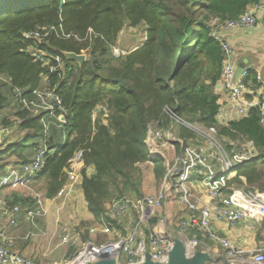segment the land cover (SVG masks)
<instances>
[{"label":"trees","instance_id":"trees-1","mask_svg":"<svg viewBox=\"0 0 264 264\" xmlns=\"http://www.w3.org/2000/svg\"><path fill=\"white\" fill-rule=\"evenodd\" d=\"M257 2L264 0H0V111L7 106L4 88L9 89L1 79L32 90L47 73L28 51L24 32L61 22L65 32L84 36L92 28L102 36L82 42L50 40L59 52L85 50L87 56L82 64L62 56L65 71L58 92L69 124L61 129L66 131L62 145L53 135L46 139L49 152L38 173L47 179L46 194L57 192L66 182L65 169L74 153L82 150L81 188L95 222L107 221L106 203L114 198L141 197L140 164L148 158V128L154 122L163 129L174 127L166 106L188 122L215 126L226 144L252 141L258 157L238 166L232 180L241 183L243 176L248 187L264 191V125L258 108L226 123L216 118L222 51L208 24L213 16L235 18ZM140 24L146 26L144 43L114 58L109 44L124 27ZM48 81L54 83L56 76L48 74ZM244 82L253 88L260 85L254 69L246 71ZM101 104L107 116L102 119L99 113L92 120L93 110ZM14 115L22 119L20 129L42 136L39 118L19 107ZM7 119L2 117V124H8ZM177 130L181 137L192 135L184 126ZM89 166L94 172L87 175ZM163 174L156 158L154 177L160 181Z\"/></svg>","mask_w":264,"mask_h":264},{"label":"built area","instance_id":"built-area-1","mask_svg":"<svg viewBox=\"0 0 264 264\" xmlns=\"http://www.w3.org/2000/svg\"><path fill=\"white\" fill-rule=\"evenodd\" d=\"M257 12H262L264 16V2L246 6L235 18L213 16L208 24L211 37L219 43L222 51L220 87L228 94L232 106L240 116H244L250 108H258L260 122L264 125V89L257 90L245 83L246 71L235 79L236 48L224 37L227 31L254 27ZM96 36L102 37L92 28H88L84 36L65 32L61 22L30 29L23 33V37L29 42L28 51L35 61L47 71L42 75V84L28 90L12 86L7 79H1L9 86L14 108L11 122L0 124V147L10 145L18 132L28 131L20 129L22 119L14 115L18 107L26 109L28 115L39 118L43 127L44 147L38 148L30 161L22 162L17 167H9L0 177V189L21 187L31 194L24 208L29 229L21 237L23 240L43 237L46 234L40 219L46 215L47 208L42 193L32 187L29 180L43 168L44 158L49 152L46 139L50 136L51 126L63 129L69 124L66 108L58 92V83L64 77L62 56L65 52L51 47L50 40L56 38L82 42L91 41ZM109 49L114 58L133 50L121 48L117 41L109 44ZM81 53L87 55L85 50ZM48 74L56 76L54 83H49ZM164 110L174 127L163 129L157 122L149 126L145 139L148 158L143 163L154 171L155 159L160 160L164 174L159 191L141 197L114 198L105 207L104 216L107 221L84 226H63L59 243L75 248L73 255L64 260L63 264H93L105 259L120 264L121 258L123 264H141L146 259L151 264H168L176 242L167 231L164 218L156 215L155 211L167 196L172 195H176L175 201L185 212L179 226L184 232L190 233L186 238L187 258H190L191 253L199 246V234L221 248L212 261L206 264H264V244L246 252L211 225L214 218L230 226L246 221L249 222L250 228L254 229L264 221V191L254 186L248 187L246 184L239 186L228 183L229 175L234 173L238 166L258 157L252 141H229L226 144L215 126H205L196 121L188 122L167 106ZM99 113L102 114V119L107 116V109L102 104L95 107L91 119L95 120ZM179 126L186 127L192 135L181 137L177 130ZM81 160L82 150H78L65 169L67 179L56 192V196H62L66 188L76 182L77 163ZM194 182L203 186L209 199L208 204L200 205L194 199V188L190 186V183ZM167 184H170L168 189ZM22 207L21 202H10L0 194V211L7 217L10 225L17 224ZM84 234L86 237H83ZM98 236H104V239H98ZM0 264H33L31 258L15 250V237L5 231H0Z\"/></svg>","mask_w":264,"mask_h":264},{"label":"crops","instance_id":"crops-1","mask_svg":"<svg viewBox=\"0 0 264 264\" xmlns=\"http://www.w3.org/2000/svg\"><path fill=\"white\" fill-rule=\"evenodd\" d=\"M256 17L257 21L254 27L250 29L241 28L230 30L224 33V37L232 42L236 48L237 64L246 60V64L250 67L249 69H254L256 71L257 79L260 83L256 89L262 90L264 89V16L262 12H257ZM144 39L145 35H143V37L138 35L135 36L132 49L140 47L144 43ZM247 84L250 85L249 83ZM217 87L219 89L218 103L220 104L216 117L218 122L226 123L228 120L239 118L240 115L232 106L228 94L222 90L220 84ZM5 89L10 93V89L7 87H5ZM0 124H2V122ZM64 133L66 134V131H62L61 128L58 129L51 126L50 135H53L54 139H57L59 145L65 142L61 143L59 141L60 136L62 134L63 136L65 135ZM23 137L26 139V136ZM23 137L17 136L10 145L0 147V165L3 164L0 168L1 175L5 174L9 167H17L20 163L30 161L34 157L37 149H35L34 145L31 149L26 148L28 145L23 142ZM23 144H25V148H22L21 145ZM20 146L22 152L19 151ZM82 166L83 160L77 163L76 182L70 188H66L62 196L59 197L56 196V192L51 195L46 194L48 186L45 176L36 174L30 178L29 184L42 193L47 208L46 215L40 219V224L46 232L45 237H34L28 240L21 239L29 229V225L24 216V208L28 204V199L31 198V194L21 187H2L0 189V194L6 197L10 202H21L23 205L17 218V224L15 225H10L7 221V217L0 211V231H5L15 237V250L18 253L32 258V260H34V256H37L38 262L34 260V264H54L60 259V262H62L71 257H68V255H70V248L67 245L59 243V236L63 226H80L82 222L87 223L86 225L97 223L91 222L93 221V217L87 209L81 188L82 177L80 169ZM93 172V167H87V175ZM235 175L236 171L229 175L228 183L244 186L246 184V179L243 176H239L241 183L235 182L232 180L236 177ZM161 181L162 178L159 182ZM190 186L194 188V199L198 204L205 205L209 203V199L206 197L204 188L201 184L194 182V184L190 183ZM169 187L170 184H167L166 188L168 189ZM175 200L176 195H172L171 197L167 196L160 210L161 212L158 211V216H163L165 218L167 231H169V234L175 240L177 248H183L186 254V250L188 249L186 238L189 237L190 233L184 232L179 226L180 221L185 217V212L181 210V207ZM211 225L217 232L231 239L233 243L246 252H250L264 244V221L257 224L254 229L250 228L249 222L246 221L236 226H230L226 222L214 218L211 220ZM144 231L147 232V229ZM197 237L200 240V244L190 256L201 254L207 257V260L204 262V264H206L212 261L221 251V248L204 236L197 234Z\"/></svg>","mask_w":264,"mask_h":264},{"label":"rangeland","instance_id":"rangeland-1","mask_svg":"<svg viewBox=\"0 0 264 264\" xmlns=\"http://www.w3.org/2000/svg\"><path fill=\"white\" fill-rule=\"evenodd\" d=\"M145 33H146V26L144 24H140V25L136 26L135 28L124 27L120 31V33L118 34L116 41H117V43L119 44V46L121 48L131 49L134 46V37L137 36V35L140 36V37H143V35H145ZM4 93L7 96V106H5V108L2 111H0V123H1V118L2 117L8 118L7 120L11 122V119H12V116H13L14 101H13V99L11 97V93H9V91L7 89H5V88H4ZM54 127H56V126H54ZM17 136H21V137L26 136V139H24L25 137H23V140H24L23 142H25L28 145L26 148L31 149L33 145L35 146V149L44 147V144H43L44 143L43 142L44 138L42 136L40 137V135H35L34 136L32 134V132H29V131L28 132H22V131H20V132H18L16 134L15 137H17ZM65 140H66V134L64 136L62 134L60 136V138H59V141L61 143H63ZM140 166H141V169L143 171L142 172V185H141L142 196L152 195V194L158 192L159 188H160V185H161V182H159L157 179H155L153 169L151 167H146L143 163H141ZM1 176L2 175H1V171H0V177ZM128 196L136 197L135 195H128ZM164 203H165V201H163L161 206L156 209L155 213L157 215H158V211L161 212L160 210L162 209ZM107 204L108 203H106V205ZM162 218H164V217L162 216ZM91 222L94 223L95 221L93 220ZM164 222H165V227H166L165 218H164ZM80 226H84V225H80ZM119 228L122 231V229H123L122 226L119 227ZM45 236H46V234H45ZM45 236H43V237H45ZM83 237H86L85 234L83 235ZM98 239H104V236H98ZM74 252H75V248L71 247L70 248V253H69L70 255H68V257L72 256ZM34 257H35L34 260H36L38 262L37 256H34ZM31 260H32V258H31ZM34 260H32V262ZM60 261H61V259L58 260V262L54 263V264H63L62 263L63 261L62 262H60ZM120 264H123V259L122 258L120 259Z\"/></svg>","mask_w":264,"mask_h":264},{"label":"water","instance_id":"water-1","mask_svg":"<svg viewBox=\"0 0 264 264\" xmlns=\"http://www.w3.org/2000/svg\"><path fill=\"white\" fill-rule=\"evenodd\" d=\"M63 4V1H60L59 7ZM136 49V48H134ZM64 56L68 59L73 60L74 62L78 64H82L86 60V55L82 53H75V52H65ZM250 67L246 64V60L243 62H239L236 67L235 72V79H237L243 71H247ZM120 84H123L122 80H118ZM207 257L201 255V254H195L193 256H190V258L185 257V252L183 248H177L176 243L173 248V250L170 253V258L168 264H204V262L207 260ZM93 264H115L113 260L105 259V260H99L94 262ZM141 264H151L148 259H146Z\"/></svg>","mask_w":264,"mask_h":264}]
</instances>
